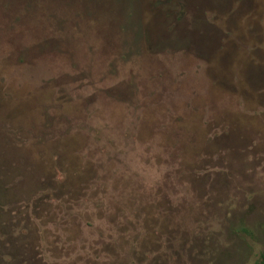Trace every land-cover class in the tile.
<instances>
[{
  "label": "rangeland",
  "instance_id": "1",
  "mask_svg": "<svg viewBox=\"0 0 264 264\" xmlns=\"http://www.w3.org/2000/svg\"><path fill=\"white\" fill-rule=\"evenodd\" d=\"M264 0H0V264H253Z\"/></svg>",
  "mask_w": 264,
  "mask_h": 264
},
{
  "label": "trees",
  "instance_id": "2",
  "mask_svg": "<svg viewBox=\"0 0 264 264\" xmlns=\"http://www.w3.org/2000/svg\"><path fill=\"white\" fill-rule=\"evenodd\" d=\"M253 264H264V253H260L259 257L254 261Z\"/></svg>",
  "mask_w": 264,
  "mask_h": 264
}]
</instances>
